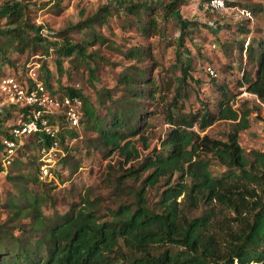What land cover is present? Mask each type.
I'll return each instance as SVG.
<instances>
[{"label": "trees", "instance_id": "trees-1", "mask_svg": "<svg viewBox=\"0 0 264 264\" xmlns=\"http://www.w3.org/2000/svg\"><path fill=\"white\" fill-rule=\"evenodd\" d=\"M31 1L5 0L0 5V40L4 39L0 46V53L3 55V60L9 63L1 77L17 73L18 66L22 64L24 67L23 61H29L32 57L12 62L6 56L8 52L13 51L22 56L27 52H33L38 46L43 47L47 54L53 51L57 53V71L62 75L61 78L64 77L65 60L76 58L87 61L93 77L95 71L90 61L97 65V51L88 53V43L73 42L70 33L87 27L93 28L97 23H106L111 12L104 8L93 16L70 25L64 31L54 32L50 35L54 39L50 40L41 32L43 26L30 15L33 9ZM129 1L120 0V4L126 5L127 10L136 16L144 34L153 32L157 27L156 18L151 14L147 21H143L140 11L143 9L148 13L149 10L154 11V8L147 6L145 2ZM179 1L173 0L166 5V15L177 10ZM262 10L261 6L250 13ZM178 17L182 27L180 38L183 40L189 23L181 16ZM105 40L101 34H95L89 45L95 46L97 42ZM249 53L250 58L257 63V70L255 75L244 71L239 84L246 86L247 91L264 101V40H259L257 48L251 47ZM74 55L75 58H73ZM143 56L144 50L139 48L130 49L128 53L130 59L139 61ZM189 69L190 65L183 67V77L180 79L177 95L173 100L174 109L186 95L185 85H187L186 77L189 76ZM143 73L144 71L140 69L138 73L126 72L121 76L120 83L128 92L123 99L115 100L111 89L101 92V96L106 95L116 104V108H106L108 109V116H106L87 100L81 88L67 85L55 87V79L48 63L41 64L40 69V77L48 90L57 89L60 92L82 97L85 112L83 128L87 125L92 126L102 143L109 149L107 155L118 151L125 157L127 163L140 155L138 148L135 145L132 146L130 140V137L139 133L138 122L144 114L140 103L146 97L153 98L157 91L153 87L146 92V88H149L147 86H152L153 83L143 84ZM221 90L222 100L217 112H212L209 107L204 106L202 109L180 115L171 109L168 120L172 128L162 142L161 152H154L145 159L141 168L130 169L128 173L116 179V187L121 189L125 180L128 177L137 176L140 169L152 170L143 181V185L135 190L136 207L134 209L129 204H121L120 208L114 212L113 218L102 220L103 218L98 214V202L88 195L82 200V206L73 204L68 212L52 220L43 213L45 197H40L27 188L21 189L6 203L0 204V207L10 211L6 220L0 222V264H235L236 262L250 264L264 262V172L262 175L256 174L254 164L250 162L239 143V133L248 127L251 110L246 109L240 112L231 104L225 88L221 87ZM20 110L21 108L14 104L0 107V124L6 123L7 119L15 120ZM218 120L234 122L228 141L214 139L208 134L201 135V131H205ZM13 123L3 130L1 139L9 135ZM81 135L78 131L71 132L72 138H79ZM40 139H44V142L48 141V138L42 134L32 136L30 140L25 141L9 167H12L15 160L27 148L37 149L39 155L42 145ZM66 143H68L67 138L62 134V147ZM70 149L67 146V150ZM204 152L212 153L227 167L240 171L241 176L258 181L263 185L262 195L255 188L247 187L243 183L214 177L209 162L202 157ZM3 154L4 151L0 149V167L3 173L11 178L9 167L5 169L3 166ZM256 159H260L264 164L263 153H258ZM249 166L250 169H248ZM109 167L112 168L111 165ZM237 171L233 172L236 177L240 176ZM176 175L180 181L171 184ZM22 177L34 184L54 183L53 181L41 182L38 176L31 179L23 174ZM163 177H168L169 186L162 194L163 209L157 212L148 206L145 186L155 185ZM188 179L190 183L187 182ZM184 193H186L188 206L198 207L201 202H204L210 208L198 217L180 213L177 199ZM214 201L227 206L236 214L242 225L239 230L208 233L213 217L211 206ZM29 218L30 223L24 222V219ZM50 220H52L51 224ZM14 228L18 230V233L13 230ZM166 244H172L177 248H164Z\"/></svg>", "mask_w": 264, "mask_h": 264}, {"label": "rangeland", "instance_id": "rangeland-1", "mask_svg": "<svg viewBox=\"0 0 264 264\" xmlns=\"http://www.w3.org/2000/svg\"><path fill=\"white\" fill-rule=\"evenodd\" d=\"M4 1L0 0V5ZM172 1H129L145 2L147 6L154 8V11L149 10L148 13L143 9L140 11L143 21H147L151 14L157 20V27L150 34L142 32V25L137 21L136 16L127 10L126 5L120 4V0L31 1L33 9L30 15L43 26L41 32L50 40L54 39L50 36L54 32L64 31L70 25L77 24L104 8L111 12L106 23H97L93 28L87 27L70 33L73 42L88 43V53L97 51V65L90 61L95 75L91 76L85 59L76 58L65 60L64 77L61 78L62 75L57 71V53L53 51L47 54L41 46L22 56L13 51L8 52L6 56L12 62L37 56L36 60L41 64L48 63L55 79V87L67 85L81 88L87 100L106 116H108L106 108H116V104L106 95L101 96V92L111 89L115 100L123 99L128 92L120 83V78L126 72L138 73L140 69L143 70V84L153 83L152 86H147L149 88H146V92L153 87L157 91L153 98L146 97L140 103L144 114L138 122L139 133L130 137L132 146L135 145L140 152L139 157L127 163L125 157L118 151L107 155L109 149L102 143L92 126L87 125L82 129L79 138L71 137L67 140L68 143L63 147L64 154H58L54 169L57 180L53 181L54 183L34 184L22 177L26 174L28 178H37L39 155L35 148H27L15 160L12 167L8 168L11 178L7 177L0 167V204L6 203L21 189L27 188L34 194L45 197L43 213L52 220L68 212L71 205H81L82 200L88 195L98 202V214L103 218L102 220L113 218L114 212L121 204H129L134 209L135 190L143 185V181L152 170L140 169L137 176L125 180L121 189L116 187V179L128 173L130 169L141 168L145 159L154 152H161L162 142L172 128L168 114L174 109L173 100L177 95L180 79L183 77V67L186 65H190L189 76L186 77V95L174 109L176 114L194 112L204 106L209 107L212 112H217L222 100L221 87L225 88L234 108L240 112L251 110L248 127L239 133V143L245 155L254 164L256 174L262 175L264 164L256 157L258 153L264 154V101L247 91L246 86H240L239 82L244 71L255 75L257 70V63L250 58L249 49L257 48L258 41L264 40V0H225L226 8L218 11L209 6L210 0H180L176 6L177 10L166 15V5ZM261 6L262 11L250 15L242 13L243 10L251 12ZM178 16L189 23V28L185 31L186 35L183 34L185 35L183 40L180 38L182 27ZM95 34H101L106 40L91 46L89 44ZM3 40H0V46ZM134 48L144 50L141 61L128 57L130 49ZM8 64L0 53V77L5 73ZM210 66L216 70L218 74L216 77L209 73ZM14 121L7 119L6 123L0 124V149L3 130ZM233 128V121L218 120L205 131H201V135L208 134L214 139L228 141L229 133ZM195 129L198 130V127L195 126ZM67 146L71 148L69 151ZM202 157L209 162L214 177L243 183L247 187L255 188L262 195L263 185L258 181L241 176L240 171L227 167L212 153L204 152ZM235 171L240 176H234ZM178 181L180 180L176 175L171 184ZM187 182L190 183V180L188 179ZM168 186V177L161 178L155 185L145 186L150 208L157 212L162 211V194ZM177 201L179 212L190 217L201 216L210 208L204 202L198 207L188 206L186 193L179 196ZM211 207L213 217L208 233L240 229L242 226L240 220L227 206L214 201ZM9 213L8 209L0 207V222H4ZM24 222L30 223L31 219H24ZM13 230L18 233L16 228ZM166 247L177 248L172 244H166L164 248ZM250 264H264V262Z\"/></svg>", "mask_w": 264, "mask_h": 264}, {"label": "built area", "instance_id": "built-area-1", "mask_svg": "<svg viewBox=\"0 0 264 264\" xmlns=\"http://www.w3.org/2000/svg\"><path fill=\"white\" fill-rule=\"evenodd\" d=\"M209 6L218 11L225 9L226 3L210 0ZM242 13L250 15L246 10ZM36 59L37 56H32L29 61H23L25 68L20 64L17 73L0 78V107L14 104L21 108L9 135L1 140V150L3 166L8 168L25 141L37 134L45 135L47 142L40 139L37 176L41 182H51L57 180L54 169L58 154H64L61 135L68 140L72 131L82 132L84 101L77 94L48 90L40 77L41 63ZM208 71L217 76L213 67H208Z\"/></svg>", "mask_w": 264, "mask_h": 264}]
</instances>
